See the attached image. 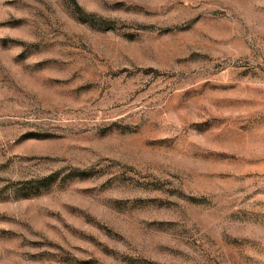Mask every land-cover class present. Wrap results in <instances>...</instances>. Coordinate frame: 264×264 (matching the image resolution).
<instances>
[{
	"label": "rangeland",
	"instance_id": "obj_1",
	"mask_svg": "<svg viewBox=\"0 0 264 264\" xmlns=\"http://www.w3.org/2000/svg\"><path fill=\"white\" fill-rule=\"evenodd\" d=\"M0 264H264V0H0Z\"/></svg>",
	"mask_w": 264,
	"mask_h": 264
}]
</instances>
